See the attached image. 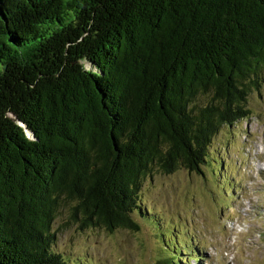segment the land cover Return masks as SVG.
<instances>
[{"label": "trees", "instance_id": "16d2710c", "mask_svg": "<svg viewBox=\"0 0 264 264\" xmlns=\"http://www.w3.org/2000/svg\"><path fill=\"white\" fill-rule=\"evenodd\" d=\"M263 71L264 0H0V264H80L55 247L62 211L109 232L137 216L160 264L201 260L141 190L204 175Z\"/></svg>", "mask_w": 264, "mask_h": 264}, {"label": "rangeland", "instance_id": "374dc122", "mask_svg": "<svg viewBox=\"0 0 264 264\" xmlns=\"http://www.w3.org/2000/svg\"><path fill=\"white\" fill-rule=\"evenodd\" d=\"M259 84L247 99L250 117L215 136L204 175L158 170L143 184V204L161 226L194 241L201 260L189 258L187 264H264V71ZM135 218L139 231L81 230L62 211L53 227L55 247L80 264H160L161 237L152 224Z\"/></svg>", "mask_w": 264, "mask_h": 264}]
</instances>
